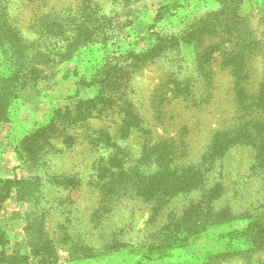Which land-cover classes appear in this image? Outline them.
I'll return each instance as SVG.
<instances>
[{"label":"rangeland","instance_id":"obj_1","mask_svg":"<svg viewBox=\"0 0 264 264\" xmlns=\"http://www.w3.org/2000/svg\"><path fill=\"white\" fill-rule=\"evenodd\" d=\"M44 14L52 19L48 27L38 21ZM0 15L17 32L27 65L0 121V165L17 182L0 179V209L9 204L19 216L0 222L10 229L24 220L27 256L2 264H264V164L250 144H230L213 157L207 152L200 186L174 194L155 213V204L135 190L103 206L87 178L100 143L96 131L114 134L122 111L117 104L127 101L156 139L176 138L187 124L189 145L197 149L191 158L201 160L222 125L220 102L232 81L229 51L253 47L244 51L247 65L262 79L264 0H0ZM3 50L0 61L7 63L16 50ZM202 57H209L203 67L214 72L216 84L211 102L198 110L176 96V81L193 83ZM161 105L157 120L154 109ZM65 107L69 117L41 137L46 144L27 140ZM78 110L82 119H71ZM127 133H120L121 144L131 159L141 138ZM35 148L37 154L28 152ZM70 176L84 180L67 184ZM190 207L194 212H186ZM174 220L180 242L172 244ZM198 223L196 230L186 228ZM1 235L6 242L14 238L9 230Z\"/></svg>","mask_w":264,"mask_h":264},{"label":"trees","instance_id":"obj_2","mask_svg":"<svg viewBox=\"0 0 264 264\" xmlns=\"http://www.w3.org/2000/svg\"><path fill=\"white\" fill-rule=\"evenodd\" d=\"M38 21L40 23H46V27H48L52 19L49 18L48 14H44L38 18ZM7 22L2 21L0 15V47L4 49V52H10L9 49L16 51L14 52L15 56L10 54L11 52L6 56L7 58L9 56V61H7L8 66L6 62L0 61V121L5 120L8 116L9 106L7 101L11 100L12 102V100L16 99V93L14 91L17 88L16 84L20 81L19 78L23 70L22 67H27L26 63L24 64L22 62L24 57L22 56V50L24 47L20 48L19 40L15 36L17 32H14ZM201 26L202 25L199 27ZM232 40H235L234 43L237 46L239 38L234 37ZM243 42L245 41L241 43ZM215 48L216 47L213 46L210 47L208 51L209 55ZM239 49V47L236 50L231 49L227 56V64L230 66L229 73L232 81L231 88L229 89V97L224 94L222 97L223 100L220 102L222 110L219 116L222 125L220 128L213 130L209 143L205 148V152H203L201 160L198 162L191 158L197 149L189 145V140L187 138L189 137L188 135L191 134V129H188L187 124H182L180 133L176 138L173 136H160L156 139L153 136L152 125L148 123L145 124L144 119L134 111L135 107L131 102L127 101L126 103L122 102L117 104L118 107H122V111L119 115V119L116 120V130H114V134H110L103 128L96 131L98 136L94 138L98 139L100 143L93 149L94 153H97V157H93L91 173L87 176L88 180L90 179V182L95 183L99 188L98 193L100 195V202L103 206L112 201L113 198L117 200L124 196L126 192L135 190L136 195H140L147 199V201L155 204L152 208V212L155 213L162 207L166 200L174 194L197 189L202 182L203 174L207 170L206 167L203 166L206 162L205 156L207 152L213 157L216 154L222 153L230 144L247 143L252 145L256 150V162L264 164V73L262 79L261 77H255L254 79L250 75V69L247 65L248 61L250 62V55L247 51L244 53L245 50H252L253 47L246 46L243 47V50ZM146 53H149V51H143L142 55L145 56ZM117 58H113V60ZM208 58H200L197 67L198 75L193 78V83L189 86H183L176 81V93L178 94L176 96H183L185 102H188L193 108H197L198 110L200 109L199 106L202 104L210 103L215 93L214 87L216 83L213 75L214 72L209 70L206 71V68L203 67V64ZM106 65L104 64L103 67H107ZM12 69H15V71L10 73ZM202 72H204V74ZM201 78H203V80H201ZM101 81L104 80L102 79ZM254 83L256 87L253 86ZM226 90L227 89H225V92H222L226 93ZM102 97L103 95L99 93L96 97V101L99 102L100 99L103 100ZM171 98L170 96L165 100L169 101ZM232 104L234 109L231 113H228L226 110H228L229 106ZM65 108L66 113H62L60 109H56L54 117H52L48 123L40 125L38 131L27 140L31 142L34 141L37 146L40 144V140H42L43 144H46L47 141L41 137L46 135L45 133L49 134L51 130H54L58 122L69 117L70 112L67 107ZM162 109V105L154 109L156 111L157 120L163 118ZM196 114L197 113H195L194 116H196ZM78 117L82 119L80 110H78L76 116L71 119L76 120ZM119 132H128V136L137 132L141 140L139 142L140 150L136 157L126 159L123 156L126 151V145L121 144L124 135H120ZM15 149L18 156H21V152L18 151V148L15 147ZM28 152L37 154L38 149H30ZM187 160L191 161L187 162ZM78 177L73 178V176H70V179H72L69 180L67 184H74L76 181L75 184H79L80 181L84 180L83 177ZM65 178L68 177L66 176ZM3 180V182L10 181L15 184L17 183L16 180L13 179ZM214 191L215 189H211L206 195L207 202L210 201ZM17 194L16 192V195ZM8 196H4L3 199ZM194 209L195 208L190 207L186 212H194ZM223 213L220 212V215ZM202 215L201 213V216ZM204 216L207 217L206 215ZM196 217V220H198V215ZM214 218H218L217 215L214 216ZM173 224L174 226L171 227ZM173 224L169 227L172 228L175 234L168 237L170 242L175 244L180 242V238L176 237V220L173 221ZM199 224L200 223L197 225H189L186 228H189L188 231L196 230L199 228ZM1 234L2 231H0V246H4L6 241ZM26 256L27 254H7L2 249L0 251V264H2V261L6 257L10 259H19Z\"/></svg>","mask_w":264,"mask_h":264},{"label":"crops","instance_id":"obj_3","mask_svg":"<svg viewBox=\"0 0 264 264\" xmlns=\"http://www.w3.org/2000/svg\"><path fill=\"white\" fill-rule=\"evenodd\" d=\"M81 92L82 91L79 92V96H81ZM3 153H5V151ZM0 156H2V155H0ZM3 165H4V163L0 165V178L1 179L11 178L12 177V174L10 175L9 173H7V171L2 170V166ZM10 200L11 201L12 200L16 201L17 200L16 194L14 195V197H10ZM9 214H11V216L13 218L14 217L19 218V216H17V213L15 212V210L13 208H10L9 207V204H8L7 207H5V208L3 207V208L0 209V218L4 217L6 215L8 216ZM24 223L25 222H24L23 219H19V220L17 219V226H16V228H13L12 227V228L8 229L9 227L5 225L6 223L3 224V223L0 222V231L7 232V230H9V234H11L14 237L13 239H11L8 242H6L4 244V246H0V251L3 249L4 251L6 250L5 252L7 254H13V255L26 254L27 242H26V237H25L24 230H23ZM9 249L11 251H7Z\"/></svg>","mask_w":264,"mask_h":264}]
</instances>
